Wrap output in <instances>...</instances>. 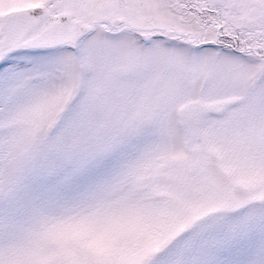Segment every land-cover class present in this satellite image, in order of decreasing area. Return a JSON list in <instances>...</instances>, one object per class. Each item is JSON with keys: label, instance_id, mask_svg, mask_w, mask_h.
Instances as JSON below:
<instances>
[{"label": "snow or ice", "instance_id": "6c2138e0", "mask_svg": "<svg viewBox=\"0 0 264 264\" xmlns=\"http://www.w3.org/2000/svg\"><path fill=\"white\" fill-rule=\"evenodd\" d=\"M0 264H264V0H0Z\"/></svg>", "mask_w": 264, "mask_h": 264}]
</instances>
